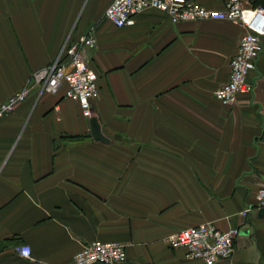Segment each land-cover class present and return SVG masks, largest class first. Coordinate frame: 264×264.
<instances>
[{
  "label": "crops",
  "instance_id": "0c3cea01",
  "mask_svg": "<svg viewBox=\"0 0 264 264\" xmlns=\"http://www.w3.org/2000/svg\"><path fill=\"white\" fill-rule=\"evenodd\" d=\"M109 3L0 0V105L95 27L93 118L106 139L92 138L65 85L34 88L0 120V264H72L93 241L123 244L122 264H201L166 238L202 223L240 229L231 259L216 264H264V212L254 208L264 180V36L252 93L223 105L213 95L241 27L174 25L147 10L117 28L103 17ZM243 4L264 9V0Z\"/></svg>",
  "mask_w": 264,
  "mask_h": 264
},
{
  "label": "built area",
  "instance_id": "2783aa9c",
  "mask_svg": "<svg viewBox=\"0 0 264 264\" xmlns=\"http://www.w3.org/2000/svg\"><path fill=\"white\" fill-rule=\"evenodd\" d=\"M147 10L165 13L174 25L183 22L225 21L244 30L236 52L229 63L228 80L214 91V97L223 105L236 102L239 94H251L253 84L248 75L256 68L264 36V9L246 7L243 0H225L222 10L208 9L195 0H110L104 19L121 28L134 23V17ZM260 22V24H258ZM96 29L92 27L77 41H67L58 58L47 68L34 72L26 85L0 105V120L38 88L40 93L56 94L65 85L64 97L75 101L82 116H94L92 102L99 96L96 73L89 64V52L96 47ZM256 209H264V180L255 195ZM250 208L241 212L245 217ZM240 229L218 230L212 223L176 231L166 238L172 249H185V258L201 264H216L230 260ZM14 252L31 259L30 249L17 246ZM126 261L125 246L118 242L93 241L84 245L72 259V264H122Z\"/></svg>",
  "mask_w": 264,
  "mask_h": 264
},
{
  "label": "water",
  "instance_id": "95a60500",
  "mask_svg": "<svg viewBox=\"0 0 264 264\" xmlns=\"http://www.w3.org/2000/svg\"><path fill=\"white\" fill-rule=\"evenodd\" d=\"M90 132H91V136L94 140L106 142V139H104V137L101 135L99 128H98V123H97L96 119H94V118L90 119ZM259 211L264 212V209L261 208V209H259Z\"/></svg>",
  "mask_w": 264,
  "mask_h": 264
},
{
  "label": "trees",
  "instance_id": "16d2710c",
  "mask_svg": "<svg viewBox=\"0 0 264 264\" xmlns=\"http://www.w3.org/2000/svg\"><path fill=\"white\" fill-rule=\"evenodd\" d=\"M83 138H85V136H70V137H67V139L73 140V141H79V140H82Z\"/></svg>",
  "mask_w": 264,
  "mask_h": 264
},
{
  "label": "bare ground",
  "instance_id": "6f19581e",
  "mask_svg": "<svg viewBox=\"0 0 264 264\" xmlns=\"http://www.w3.org/2000/svg\"><path fill=\"white\" fill-rule=\"evenodd\" d=\"M258 24H260V22H258Z\"/></svg>",
  "mask_w": 264,
  "mask_h": 264
}]
</instances>
